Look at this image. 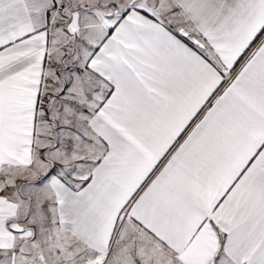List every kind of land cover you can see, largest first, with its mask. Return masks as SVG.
<instances>
[{
    "label": "snow or ice",
    "instance_id": "1",
    "mask_svg": "<svg viewBox=\"0 0 264 264\" xmlns=\"http://www.w3.org/2000/svg\"><path fill=\"white\" fill-rule=\"evenodd\" d=\"M0 264H264V0H0Z\"/></svg>",
    "mask_w": 264,
    "mask_h": 264
}]
</instances>
